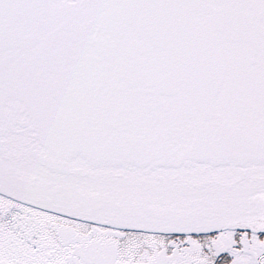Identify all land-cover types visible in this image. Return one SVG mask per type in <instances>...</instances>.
<instances>
[{
	"label": "snow or ice",
	"instance_id": "obj_1",
	"mask_svg": "<svg viewBox=\"0 0 264 264\" xmlns=\"http://www.w3.org/2000/svg\"><path fill=\"white\" fill-rule=\"evenodd\" d=\"M0 264H264V0H0Z\"/></svg>",
	"mask_w": 264,
	"mask_h": 264
}]
</instances>
